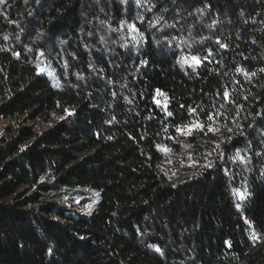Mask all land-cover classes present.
Masks as SVG:
<instances>
[{
  "label": "trees",
  "instance_id": "obj_1",
  "mask_svg": "<svg viewBox=\"0 0 264 264\" xmlns=\"http://www.w3.org/2000/svg\"><path fill=\"white\" fill-rule=\"evenodd\" d=\"M0 95L13 121L73 110L0 135V264H264V0H0Z\"/></svg>",
  "mask_w": 264,
  "mask_h": 264
},
{
  "label": "rangeland",
  "instance_id": "obj_2",
  "mask_svg": "<svg viewBox=\"0 0 264 264\" xmlns=\"http://www.w3.org/2000/svg\"><path fill=\"white\" fill-rule=\"evenodd\" d=\"M106 36L107 38L111 39L115 37L114 33H110L109 31L107 32ZM59 54H61L60 56L63 58V61H60V68H58L56 65H53L54 53L52 51L46 50L38 57V62L42 73L49 77L48 81H50V83L56 87L61 86V83H64L67 79L72 77V73L69 71V63L65 59L68 56V53L65 50H62ZM55 56L57 57L56 54ZM184 61L192 62L193 59L188 57L187 59H184ZM77 80L79 81L80 78L77 77ZM4 97L5 95H0V102L3 101ZM72 115L73 110L70 108H68L67 112L64 114L53 111L49 116L46 117L45 120L39 118L29 119L25 117L13 121L11 118L0 115V135L5 133L15 135L19 126L30 127L33 131L42 133L57 123L65 120L68 116ZM194 126L195 125L187 127L183 133H190ZM161 150L165 156V159L162 163V168L166 170L167 175H178L182 172H186L184 170H187V167L198 165L197 162L193 161L194 156L192 154L194 153L191 151V146L186 142L183 143L180 151H175L174 149L168 147H163ZM184 157H188L189 159L187 164H183L185 161ZM184 166H186V168ZM44 180L45 179L42 181ZM27 190L29 191L28 195L36 193L39 199L47 200L60 207H67L68 209L72 210L73 213L81 215H90L97 207L99 199L96 192L82 187L74 190H68L61 187L60 189H53L50 192H43L36 186H30Z\"/></svg>",
  "mask_w": 264,
  "mask_h": 264
}]
</instances>
